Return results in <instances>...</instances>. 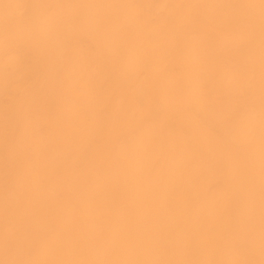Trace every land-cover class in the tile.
<instances>
[{"label": "bare ground", "instance_id": "obj_1", "mask_svg": "<svg viewBox=\"0 0 264 264\" xmlns=\"http://www.w3.org/2000/svg\"><path fill=\"white\" fill-rule=\"evenodd\" d=\"M259 4L2 0L0 260L12 258L3 247L7 92L16 103L18 129L7 152L28 193L26 227L47 236L36 258L258 264ZM221 5L256 7H214ZM6 29L19 45L13 58L3 55ZM250 51L257 74L251 89L242 74L227 71L243 66ZM200 85L223 103L233 95L244 103L251 92L254 118L241 123L234 144L189 125L175 108L144 122L124 117L115 104L131 89L163 99Z\"/></svg>", "mask_w": 264, "mask_h": 264}, {"label": "snow or ice", "instance_id": "obj_2", "mask_svg": "<svg viewBox=\"0 0 264 264\" xmlns=\"http://www.w3.org/2000/svg\"><path fill=\"white\" fill-rule=\"evenodd\" d=\"M2 2V0H0ZM5 7L15 5L5 4ZM55 8V5H48ZM115 7L125 8H152V7H209L206 5H120ZM214 7H236L255 8L256 5H221ZM259 21V94H260V161H261V198H260V255L258 264H264V0H260ZM254 19L249 20L251 32H254ZM19 52V45L8 29L5 30L3 38V55L13 58ZM230 73H240L248 82L251 89L256 82L255 60L249 52L247 62L241 67L229 66ZM206 85L193 86L187 92L166 98L152 97L146 93L131 89L121 94L115 101L116 106L121 109L124 117L131 120L152 122L160 120L162 114L169 107L175 108L183 113L189 125L195 124L207 130L219 143L232 145L236 141L237 130L245 120L254 118L255 102L251 92L246 102L240 103L233 95L227 103L213 98L212 93L206 91ZM158 106L159 111L149 109ZM16 103L6 92L5 104V200H4V226L3 247L6 258L0 260V264H257L252 259L234 260H151V261H46L38 257L47 244V236L31 232L26 227V213L29 207L28 193L24 190L17 177L18 166L16 160L11 158L7 152V146L15 138L18 129L15 127ZM185 132L190 134V128ZM194 182L195 175L189 176ZM251 252V248H249Z\"/></svg>", "mask_w": 264, "mask_h": 264}]
</instances>
